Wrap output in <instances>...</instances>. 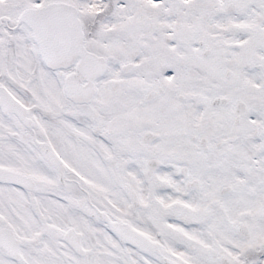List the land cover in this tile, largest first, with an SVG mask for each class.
<instances>
[{"label":"snow or ice","instance_id":"snow-or-ice-1","mask_svg":"<svg viewBox=\"0 0 264 264\" xmlns=\"http://www.w3.org/2000/svg\"><path fill=\"white\" fill-rule=\"evenodd\" d=\"M0 264H264V0H0Z\"/></svg>","mask_w":264,"mask_h":264}]
</instances>
